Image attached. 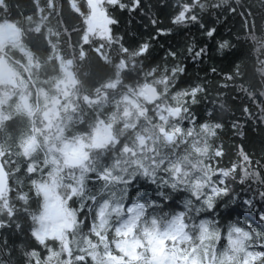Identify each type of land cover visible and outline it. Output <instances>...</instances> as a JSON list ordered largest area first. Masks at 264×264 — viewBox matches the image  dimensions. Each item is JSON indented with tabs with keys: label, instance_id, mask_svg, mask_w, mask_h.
<instances>
[{
	"label": "snow or ice",
	"instance_id": "snow-or-ice-1",
	"mask_svg": "<svg viewBox=\"0 0 264 264\" xmlns=\"http://www.w3.org/2000/svg\"><path fill=\"white\" fill-rule=\"evenodd\" d=\"M66 3L71 25L46 0L25 35H0V264H264L258 18L219 0ZM125 13L151 33L121 32ZM229 16L261 35L222 33L212 18Z\"/></svg>",
	"mask_w": 264,
	"mask_h": 264
},
{
	"label": "trees",
	"instance_id": "trees-1",
	"mask_svg": "<svg viewBox=\"0 0 264 264\" xmlns=\"http://www.w3.org/2000/svg\"><path fill=\"white\" fill-rule=\"evenodd\" d=\"M57 6V13H63V18L65 22L69 25L73 24L75 21V17L72 16L71 12L68 9L66 0H54ZM170 3L175 4L176 0H169ZM213 2H217V0H213ZM225 6H233L237 8V12H240L242 9L250 10L254 17L258 18L259 26L264 29V19H259L262 13V9L259 6L260 0H219ZM33 5H36L34 8ZM46 5V0H0V27H4L6 25L13 26L17 31V39L25 35L29 30H31L35 24L38 22V8H43ZM251 5V9H248V6ZM160 19H165L164 17H160ZM215 22V26L222 32L228 33L230 30H233V33L237 35L241 42L244 41L246 35L249 36V39L255 35L259 37L260 33H247L243 30L244 25L242 23L241 18L237 16H229V17H221L219 20H216L215 17L212 18ZM58 16L51 17L52 25H57ZM249 24H251V19L249 18ZM234 26V27H233ZM131 28V31L137 35H143L147 37L149 33H151V27L145 26V23L140 20L139 16L133 18L131 24L129 23L128 14L125 13L122 17L121 23V32L124 31L125 28ZM183 27V26H182ZM189 36H192L193 33L198 37L199 33L196 31L195 28L185 29ZM154 35V33H152ZM182 36H178L176 34L171 35L169 38H159L154 45L155 52L159 53L161 58L164 57V52L160 50V46L163 45L164 48H168L169 44L176 45L177 41L181 39ZM227 38V36L225 37ZM75 39V37H73ZM249 45H244V48L247 50ZM226 51V50H225ZM66 52L71 55L72 49L67 48ZM209 57H214L215 63L220 64L223 60V55L221 53H217L215 49H209L208 53ZM253 59L255 56L252 57ZM261 58H264L262 55ZM163 64V59L160 61ZM212 63V60L208 61ZM188 72L186 75H189L195 78L197 75L203 76L204 75V62L199 64H193L191 59L187 61ZM56 75L53 66L48 65L46 68L41 70V79L43 80H50L54 78ZM184 86V85H181ZM238 142V141H236ZM139 194L142 197H149L154 195L152 189H150L147 184L144 185H136L133 187L132 195L135 197ZM241 220H244L245 223H248V220H245L244 216L240 217Z\"/></svg>",
	"mask_w": 264,
	"mask_h": 264
},
{
	"label": "rangeland",
	"instance_id": "rangeland-1",
	"mask_svg": "<svg viewBox=\"0 0 264 264\" xmlns=\"http://www.w3.org/2000/svg\"><path fill=\"white\" fill-rule=\"evenodd\" d=\"M0 35H7L12 37L13 39H17V31L13 26L6 25L4 27H0Z\"/></svg>",
	"mask_w": 264,
	"mask_h": 264
}]
</instances>
